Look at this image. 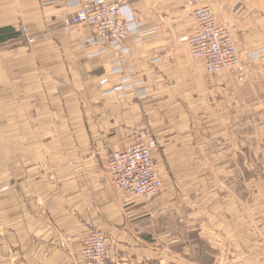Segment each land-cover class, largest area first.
<instances>
[{
	"label": "crops",
	"instance_id": "obj_1",
	"mask_svg": "<svg viewBox=\"0 0 264 264\" xmlns=\"http://www.w3.org/2000/svg\"><path fill=\"white\" fill-rule=\"evenodd\" d=\"M128 1L142 23L131 55L90 43L89 26L64 33L68 0H0V264H81L93 227L107 264L173 260L178 243L194 255V237L202 264H264V0H195L230 29L243 81L193 57L188 0ZM117 57L145 95L112 91ZM144 128L164 183L152 203L107 169Z\"/></svg>",
	"mask_w": 264,
	"mask_h": 264
},
{
	"label": "built area",
	"instance_id": "obj_2",
	"mask_svg": "<svg viewBox=\"0 0 264 264\" xmlns=\"http://www.w3.org/2000/svg\"><path fill=\"white\" fill-rule=\"evenodd\" d=\"M72 12L66 17L64 33L72 28L85 25L92 27L94 35L90 43L108 45L121 54L131 52L124 46L125 40L139 34L142 23L131 10L128 0H68ZM196 23V30L185 38L194 58L203 62L210 76L225 70H234L240 80L244 79L246 65L238 50L230 29L218 21L214 11L208 6H198L195 0H188ZM34 42L33 37L28 38ZM114 73H121V82L112 91H134L137 95L146 94L141 88L143 81H135L131 69L122 57L115 60ZM158 140L153 132L144 128L138 131L132 141L122 149L112 150L107 161L111 181L123 193L151 203L163 191L164 183L156 163L155 153ZM109 236L98 227L90 229L81 241V264H107L109 259Z\"/></svg>",
	"mask_w": 264,
	"mask_h": 264
},
{
	"label": "rangeland",
	"instance_id": "obj_3",
	"mask_svg": "<svg viewBox=\"0 0 264 264\" xmlns=\"http://www.w3.org/2000/svg\"><path fill=\"white\" fill-rule=\"evenodd\" d=\"M244 79H245V75H244ZM244 79H242L241 81H243ZM262 125L264 126V123ZM241 126L243 130V134H249L251 127L248 124V121H243ZM246 137L248 139H251L250 136H246ZM173 225H174V228L177 229L175 234L179 235L180 237H184V238H187L188 236L190 239H192L191 238L192 234L190 233V235H188L189 233L185 232L184 229L180 228L179 224H177L176 222H173ZM149 233H150L149 235L153 237L152 236L154 235L152 234L153 232L151 231ZM192 243L194 244V248H193L194 255L191 254V251H186L185 247H183L182 244L178 243L176 244L178 246L175 247V250L173 249V260L172 259L171 260H166V259L150 260V262H148L147 264H202L201 240L199 238L197 239L196 237H194L192 240Z\"/></svg>",
	"mask_w": 264,
	"mask_h": 264
}]
</instances>
